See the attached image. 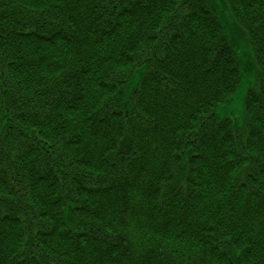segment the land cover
<instances>
[{
    "label": "trees",
    "instance_id": "trees-1",
    "mask_svg": "<svg viewBox=\"0 0 264 264\" xmlns=\"http://www.w3.org/2000/svg\"><path fill=\"white\" fill-rule=\"evenodd\" d=\"M0 0V264H264V0Z\"/></svg>",
    "mask_w": 264,
    "mask_h": 264
},
{
    "label": "rangeland",
    "instance_id": "rangeland-1",
    "mask_svg": "<svg viewBox=\"0 0 264 264\" xmlns=\"http://www.w3.org/2000/svg\"><path fill=\"white\" fill-rule=\"evenodd\" d=\"M224 28L226 39L241 61V84L231 99L221 104L216 114L220 118L244 119V102L247 91L258 79V64L252 50L251 40L245 29L238 27L224 0H210Z\"/></svg>",
    "mask_w": 264,
    "mask_h": 264
}]
</instances>
